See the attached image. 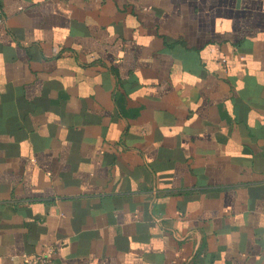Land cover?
<instances>
[{
    "label": "crops",
    "instance_id": "crops-1",
    "mask_svg": "<svg viewBox=\"0 0 264 264\" xmlns=\"http://www.w3.org/2000/svg\"><path fill=\"white\" fill-rule=\"evenodd\" d=\"M46 245L264 264V0H0V264Z\"/></svg>",
    "mask_w": 264,
    "mask_h": 264
},
{
    "label": "built area",
    "instance_id": "built-area-1",
    "mask_svg": "<svg viewBox=\"0 0 264 264\" xmlns=\"http://www.w3.org/2000/svg\"><path fill=\"white\" fill-rule=\"evenodd\" d=\"M54 252L55 247L53 245H46L39 253L34 255H23L22 264H55Z\"/></svg>",
    "mask_w": 264,
    "mask_h": 264
}]
</instances>
